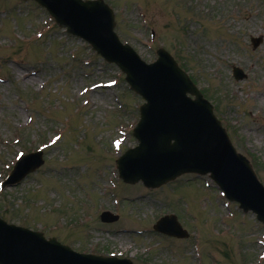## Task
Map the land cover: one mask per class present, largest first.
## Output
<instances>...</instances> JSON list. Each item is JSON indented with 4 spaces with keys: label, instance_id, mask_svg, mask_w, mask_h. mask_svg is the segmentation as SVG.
<instances>
[{
    "label": "rangeland",
    "instance_id": "374dc122",
    "mask_svg": "<svg viewBox=\"0 0 264 264\" xmlns=\"http://www.w3.org/2000/svg\"><path fill=\"white\" fill-rule=\"evenodd\" d=\"M105 1L115 12L119 37L141 57L153 59L162 44L184 61L264 184V0ZM13 27L18 34L40 30L42 35L30 36L35 42L28 45L17 44L1 35V31L11 32L12 37ZM252 36L262 37L256 48L250 44ZM0 41L1 178L8 173L6 167L17 149L35 151L57 133V127L65 128L56 143L42 150L45 161L37 171L0 192V215L5 220L32 229L41 223L51 225L63 215L56 214L59 205L67 204L72 210L69 221L82 216L89 222L56 232L58 239L75 249L115 252L131 257L134 264H264L260 257L264 226L251 213H241L235 203L228 210L223 198L215 201L219 193L213 192L212 183L202 188L201 180L189 184L183 177L174 185L149 191L141 184L117 183L114 188L110 141L116 136V125H131L138 117L137 106L142 102L128 91L115 65L55 26L31 1L0 0ZM15 56L19 58L12 61ZM232 65L240 66L248 76L234 81ZM30 70L35 71L32 79L25 73ZM112 79L117 81L113 87L91 88ZM84 88L86 92L80 95ZM69 117L66 123L64 118ZM78 139L82 141L75 150ZM134 144L127 132L123 148ZM187 185L189 191L183 190ZM108 190L119 197L120 202L111 205L121 211V217L107 226L94 221L105 200L98 197ZM171 191L180 195L171 199ZM106 201L112 202L107 197ZM179 209L186 217H197L194 237L174 241L150 237L147 231L115 233L103 227L141 229L163 211ZM185 220L184 227L191 234L193 224ZM43 232L52 235L48 229ZM97 241L99 245L88 246Z\"/></svg>",
    "mask_w": 264,
    "mask_h": 264
},
{
    "label": "water",
    "instance_id": "95a60500",
    "mask_svg": "<svg viewBox=\"0 0 264 264\" xmlns=\"http://www.w3.org/2000/svg\"><path fill=\"white\" fill-rule=\"evenodd\" d=\"M69 31L91 42L107 60L117 62L127 80L147 102L135 131L140 145L129 151L119 167L127 181L142 179L157 185L185 170L210 172L229 198L244 210H253L264 221V190L255 181L245 160L235 154L208 105L194 93L170 57L159 51V60L144 65L132 51L118 43L112 33V14L100 1L37 0ZM23 165L19 176L39 165ZM34 259V260H33ZM2 264H130L127 260L76 255L48 242L38 234L5 225L0 221Z\"/></svg>",
    "mask_w": 264,
    "mask_h": 264
}]
</instances>
